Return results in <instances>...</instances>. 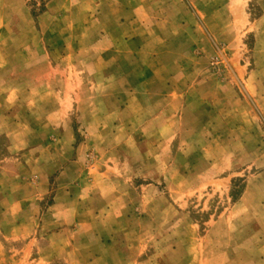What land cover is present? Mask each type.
I'll list each match as a JSON object with an SVG mask.
<instances>
[{
	"label": "rangeland",
	"instance_id": "rangeland-1",
	"mask_svg": "<svg viewBox=\"0 0 264 264\" xmlns=\"http://www.w3.org/2000/svg\"><path fill=\"white\" fill-rule=\"evenodd\" d=\"M0 264H264V0H0Z\"/></svg>",
	"mask_w": 264,
	"mask_h": 264
}]
</instances>
